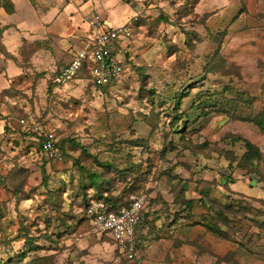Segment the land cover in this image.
Listing matches in <instances>:
<instances>
[{
  "label": "rangeland",
  "instance_id": "374dc122",
  "mask_svg": "<svg viewBox=\"0 0 264 264\" xmlns=\"http://www.w3.org/2000/svg\"><path fill=\"white\" fill-rule=\"evenodd\" d=\"M94 10L133 25L125 74L58 86ZM29 113L57 131L62 160L20 126ZM259 118L264 0H0V264H264ZM134 197L130 262L91 234L86 207Z\"/></svg>",
  "mask_w": 264,
  "mask_h": 264
},
{
  "label": "built area",
  "instance_id": "2783aa9c",
  "mask_svg": "<svg viewBox=\"0 0 264 264\" xmlns=\"http://www.w3.org/2000/svg\"><path fill=\"white\" fill-rule=\"evenodd\" d=\"M87 25L91 34L90 42L60 71L56 79L58 86L77 79L85 62L89 63L91 81L95 86H107L125 74L123 59L131 54L133 25L127 23L115 27L96 17H88ZM19 124L27 132L37 135L45 156L53 161L62 160V152L57 146L58 137L46 120L30 113L20 119ZM144 216V201L136 197L132 198L129 207H122L117 213L110 211V207L98 200L93 201L87 210L91 234L109 237L130 262L139 259L140 242L136 232Z\"/></svg>",
  "mask_w": 264,
  "mask_h": 264
},
{
  "label": "trees",
  "instance_id": "16d2710c",
  "mask_svg": "<svg viewBox=\"0 0 264 264\" xmlns=\"http://www.w3.org/2000/svg\"><path fill=\"white\" fill-rule=\"evenodd\" d=\"M127 56H128V55H127ZM127 56L123 59V64H124L125 67H127V66H126V65H127L126 62H127V60H128V59H127ZM81 74H86V75L88 76V80H89L91 86H92L93 88H96V89H106V88H109V87H112V86H116V85H118V84H117V81H113L111 84H109V85H107V86H104V87L95 86V85L92 83V81H91L90 70H89V63H88V62H85V63H84L80 75H81ZM80 75H79V76H80ZM79 76H78V78H79ZM78 78H77V79H78ZM179 103H180V102H179ZM29 114H30V113H29ZM29 114H27V115H29ZM27 115H26V116H27ZM26 116H24V117H26ZM22 118H23V117H22ZM255 124H256L257 127H259L261 130H264V122H263V119H261V118L257 119V120L255 121ZM29 133L35 137V139H36V141H37V143H38V148H39V150L42 152L41 142L38 141V137H37V135L34 134L33 132H29ZM55 133H56V135H57V131H56V130H55ZM57 137H58V135H57ZM57 146H58L60 149H62L59 138H58ZM246 147H247V155H248V156H253V157H255L256 155H257V156L259 155V152H258V150L256 149V147H255L253 144H251L250 142H246ZM42 153H43V152H42ZM62 154H63V151H62ZM45 157H46V159H47L48 161H53L52 159L48 158L47 156H45ZM56 162H58V161H56ZM93 178H94L93 180H96V179H95L96 176H93ZM95 200H96V199L93 198V199L90 201V203H89L88 206L86 207L87 210H88L89 206L91 205V202H92V201H95ZM97 200H98V201H103L108 207H110V211L115 212V213H117L122 207H129L130 204H131V202L128 203V204H118V203H116V202L110 201L109 199H106L105 201H104V200H100V199H97ZM87 219H88V218H87ZM88 222H89V224H90V220H89V219H88ZM90 226H91V224H90ZM138 229H139V227H138ZM138 229H137V232H136L137 237H138ZM139 246H140V244H139Z\"/></svg>",
  "mask_w": 264,
  "mask_h": 264
},
{
  "label": "crops",
  "instance_id": "0c3cea01",
  "mask_svg": "<svg viewBox=\"0 0 264 264\" xmlns=\"http://www.w3.org/2000/svg\"><path fill=\"white\" fill-rule=\"evenodd\" d=\"M83 4H81L80 6H82ZM88 17H96V18H100L102 20H105L106 18L103 16V14H100L99 11H93L92 14L88 15ZM107 20V19H106ZM112 22V21H111ZM111 24V23H110ZM112 25V24H111ZM88 27V26H87ZM88 33H89V28H88Z\"/></svg>",
  "mask_w": 264,
  "mask_h": 264
}]
</instances>
